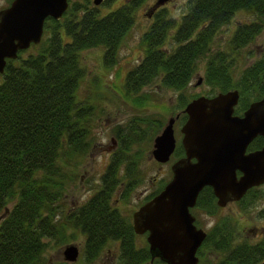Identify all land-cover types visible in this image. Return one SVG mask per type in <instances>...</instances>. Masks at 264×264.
I'll return each instance as SVG.
<instances>
[{
    "label": "trees",
    "instance_id": "1",
    "mask_svg": "<svg viewBox=\"0 0 264 264\" xmlns=\"http://www.w3.org/2000/svg\"><path fill=\"white\" fill-rule=\"evenodd\" d=\"M142 1L130 0L100 15L88 0H74L59 19L45 18L43 38L31 44L32 50L22 49L14 59H5L0 73V214L7 202L12 204L0 218V264H44V240L58 236L61 220L80 228L86 256H94L107 240H118L120 257L129 264L148 261L146 245L134 247L130 222L111 205L110 193L121 182L132 185L137 180L134 163L141 153L136 149L131 152L130 147L148 143L162 126L159 119L150 138L143 128L135 130L131 123L125 129L116 127V151L108 159L98 189L82 205L69 208L57 219L55 199L64 179L70 176L73 160L92 146L89 128L93 108L75 95L83 75L80 51L101 46L103 64L112 66L121 40L134 21L132 11ZM181 10L179 16H171L164 5L154 10L141 35L142 54L124 75V93L133 96L155 80L165 88L181 91L202 61L208 96L237 90V103L241 104L235 106V112L240 113L264 95V51L252 63L240 70L235 68L239 50L264 27V0H186ZM239 10L253 19L235 25L225 48L212 50L217 30ZM179 94L184 98L180 100L182 107L198 96ZM255 140L261 144L260 136ZM179 154L182 148L178 145L174 155ZM122 168L126 171L120 181L116 175ZM255 190L251 189L242 201L250 193L255 195ZM200 197H204L201 202L215 207L209 187L200 190L197 201ZM222 223L218 233L208 232L204 239L212 238L211 247L222 256L216 264H256L264 260V230L255 242L240 241L229 247L231 227L225 228Z\"/></svg>",
    "mask_w": 264,
    "mask_h": 264
},
{
    "label": "rangeland",
    "instance_id": "2",
    "mask_svg": "<svg viewBox=\"0 0 264 264\" xmlns=\"http://www.w3.org/2000/svg\"><path fill=\"white\" fill-rule=\"evenodd\" d=\"M72 1L74 0H67L66 8ZM88 1V5L97 8L98 13L102 15L128 3L130 0H100L96 5L92 4V0ZM154 1L143 0L133 9L134 21L121 40L116 52V61L112 66L107 67L103 64V47L101 46L89 47L80 51L79 59L83 68V75L78 82L75 95L80 101H88L93 108L91 127L89 128L92 146L78 159L73 160V165L70 167V176L64 179L63 189L55 193L57 219L65 216L69 208L83 203L93 191L98 189L100 176L109 157L112 156V152L114 153L117 148L116 127L125 129L131 123L135 130L140 131V128H143L144 131L150 134V138L157 119L162 122L163 126L169 117H173L182 108L180 100L184 98L180 96V92L187 98H190L191 95L208 96L210 93L209 87L202 80V61L199 62L198 70L191 78L190 83L181 91L165 88L155 80L133 96H127L124 93L122 88L123 78L126 71L139 60L142 54L141 35L151 22L152 12L148 9ZM185 1L166 0L158 6L164 5L171 16H179ZM8 3L9 0H0V9L5 8ZM153 6V8H157V6ZM147 11L149 16L146 15ZM252 19L253 16L245 11H235L230 19L215 33L211 49L225 48L235 25L246 23ZM41 36L39 42L43 38ZM168 38L165 41V46L168 45ZM31 44L26 47V50L31 49ZM263 51L264 27L252 41L239 50L235 68L240 70L252 63ZM237 75L235 74L234 77L236 78ZM198 80L200 81L196 83ZM240 104L241 102L238 101L236 108ZM179 125V119H174L172 127L176 143L180 139ZM156 134L157 132L151 136L148 143L141 142L130 147L131 152L136 149V153L139 154L140 151L141 155L139 154L137 163H134L136 164V169H134L137 173V180L134 181L133 187L129 190L127 196L122 199L117 197L119 196L121 184H118V188L114 189L115 195L112 197V203L118 207L120 214L125 217L130 216L131 211L141 204L145 197V194L141 196V193L143 190L153 187L151 183L154 178L162 181L169 177L167 168L169 169V165L177 157V155H172V158L169 157V160L165 163H157L153 160L150 151L152 138ZM129 165L132 166V164ZM125 171L122 168V173H117L116 177H120V181L123 180ZM254 193L255 195L250 196V193L244 201L239 203L234 200L226 202L221 206L222 208L217 209L214 216L199 211L198 224L206 230L210 226L212 218L216 217L222 220L224 227L230 226L234 232L233 235L231 231L229 232L231 236L228 242L229 247L235 246L240 241L255 242L261 237L264 230V184L260 185ZM11 204L12 202H7L4 213L0 214V218L5 215L7 207ZM60 225L57 233L59 237L44 240V242H47L44 264H118L120 253L117 241L104 243L101 246V251H99L100 257L93 260L91 256H86L84 252L86 242L80 228L67 220H61ZM134 242L137 246H143L144 234L135 236ZM203 242L198 254L197 264H216L222 256L219 250L211 247L212 238H208L206 242ZM67 245L75 246L77 250V256L72 261L65 258L62 252Z\"/></svg>",
    "mask_w": 264,
    "mask_h": 264
},
{
    "label": "water",
    "instance_id": "3",
    "mask_svg": "<svg viewBox=\"0 0 264 264\" xmlns=\"http://www.w3.org/2000/svg\"><path fill=\"white\" fill-rule=\"evenodd\" d=\"M99 1L92 0L95 5ZM164 1L156 0L155 6ZM66 7L67 0H11L0 9V73L5 59H14L18 50L39 42L44 19H59ZM237 99V90H227L211 97L197 96L185 104L186 119L180 127L183 156L171 163V176L162 189L131 216L135 233L148 232L151 259L197 264L195 252L205 233L194 227L189 208L203 187L209 186L216 204L223 206L264 183V95L250 102L241 115H233ZM172 123L168 119L153 137L150 154L157 162L167 161L173 151ZM256 136L263 144L245 153ZM62 252L70 261L77 256L72 245Z\"/></svg>",
    "mask_w": 264,
    "mask_h": 264
},
{
    "label": "flooded vegetation",
    "instance_id": "4",
    "mask_svg": "<svg viewBox=\"0 0 264 264\" xmlns=\"http://www.w3.org/2000/svg\"><path fill=\"white\" fill-rule=\"evenodd\" d=\"M156 1V0H155ZM155 1H154V3L152 4V6L148 9V10H150V12H152V14H153V12H154V9L155 8H153L154 6L153 5H155ZM10 2H11V0H9V3H8V5L10 4ZM92 2V1H91ZM93 4V3H92ZM7 5V6H8ZM7 6H5V7H7ZM157 7H159V6H157ZM146 15L147 16H149L148 15V11H147V13H146ZM152 16V15H151ZM150 16V17H151ZM198 96H205V97H211V96H206V95H198ZM197 97V96H196ZM195 98V97H194ZM193 99V98H192ZM191 100V99H190ZM189 100V101H190ZM238 100V99H237ZM189 101H187V102H189ZM186 102V103H187ZM185 103V104H186ZM237 103V102H236ZM185 106V105H184ZM184 106L182 107V108H180L179 109V112H177V113H175V115L173 116V117H169L168 119H170V118H172L173 119V121H174V119L175 120H178L179 119V121H180V125H179V128H178V131H179V133H180V127L182 126V124L184 123V121H185V119H186V114L182 111L183 110V108H184ZM235 106H236V104L233 106V111H232V114L233 115H241L242 114V112L244 111V110H242L240 113H237V112H235V110H234V108H235ZM182 116H184L183 117V120H181L182 119ZM168 119H167V121H168ZM172 125H173V123H172ZM163 127V126H162ZM161 127V128H162ZM161 128H160V130H161ZM172 129H173V127H172ZM160 132V131H159ZM159 132H157V134L159 133ZM156 134V135H157ZM173 136H174V133H173ZM256 138V137H255ZM255 138H253L247 145H246V147H245V150H244V152L245 153H247V152H250V151H253V150H256V149H258V148H260L261 147V145L263 144V139L261 138V144H256V140H255ZM152 140H153V138H152ZM180 140H181V133H180V139L177 141L178 143H176V141H175V138H174V148H173V151L171 152V154L169 155V157L170 158H172V155H174V152H175V147L176 146H180L181 148H182V145H181V142H180ZM177 144V145H176ZM151 147H152V144H151ZM183 156V148H182V154H179V155H177V157H176V159H178V158H180V157H182ZM175 159V160H176ZM154 160V159H153ZM168 160H169V158H168ZM167 160V161H168ZM175 160H173V161H175ZM155 161V160H154ZM167 161H165V162H167ZM172 161V162H173ZM155 162H157V161H155ZM165 162H162V163H165ZM171 162V163H172ZM157 163H160V162H157ZM171 165V164H170ZM170 165H169V169L167 168V170H168V172H169V177L166 179V180H155L156 178H154V181L151 183V185L153 186L152 188H147V189H145V190H143L142 191V193H141V196H143V194H145V197H144V199H143V201L141 202V204L140 205H138L134 210H132L131 211V213H130V216H128V217H125V216H123L122 214H120L121 216H123L124 218H126L127 220H129V222H130V226H131V216H132V213L135 211V210H137L138 208H139V206H141L143 203H145L146 201H148L150 198H152L155 194H157L161 189H162V187L164 186V184L169 180V178H170V176H171V172H170ZM239 174H240V172L239 171H236V175L237 176H239ZM122 186H121V189L119 190V196H117L119 199H122V198H124V197H126L127 196V194H128V192H129V190H131V188L133 187L132 185L134 184H132V185H130L129 183H125V182H122V183H120ZM127 184H129L130 186H127ZM156 184V185H155ZM262 184H264V183H262ZM262 184H260V185H262ZM155 185V186H154ZM260 185H257V186H252V187H250V188H248L245 192H244V194L240 197V199H238V200H235V202L236 203H239V202H241L242 200H243V198H244V196L246 195V194H248L250 191H251V189H253V188H258ZM206 187H209V186H206ZM118 188V186L116 187V189ZM210 188V187H209ZM92 193H94V191L92 192ZM210 193H211V195H212V197H213V200H214V205H215V207L214 206H212V207H209L208 206V204H207V202H201V199H203L204 197H200V199H198L199 201H197V197H196V200H195V203H194V205L192 206V207H190L189 208V213L191 214V216L193 217V225H194V227L195 228H197V229H201L204 233H205V236H204V239H205V237H206V234L208 233V232H215V233H218V231L219 230H221L222 228H220V225H221V223H222V220H220L219 218H216V217H214V218H212L211 219V222H210V226L205 230V228L204 227H202V226H200L199 224H198V216H199V211H204L205 213H206V215H211V216H214V214L216 213V211H217V209H219V208H222L221 206H218L217 204H216V198L214 197V195H213V193H212V190H211V188H210ZM110 202H111V205L112 206H115L113 203H112V197L115 195V190L114 191H112L111 193H110ZM90 196V195H89ZM89 196L87 197V199L89 198ZM86 199V200H87ZM85 200V201H86ZM84 201V202H85ZM83 202V203H84ZM83 203H81V204H79V205H77V206H80V205H82ZM73 207H75V206H73ZM116 207V206H115ZM72 208V207H71ZM117 208V210H118V212H119V209H118V207H116ZM120 213V212H119ZM218 220V221H217ZM216 225V226H215ZM215 227V228H214ZM131 230H132V232H133V234H134V237L135 236H138V235H142V234H144V242H143V246L144 245H146V250H147V253H148V256H149V259H148V261L146 262V263H142V264H156V263H158V264H160V262H162V263H164L163 261H161V260H159L158 258H153V259H151V257H150V254H149V251H148V244H147V241H146V236H147V234H148V232L147 231H144L143 233H140V234H138V233H135L134 232V230L132 229V226H131ZM230 230H231V233H232V235L234 234V232H233V229L231 228H229V232H230ZM208 231V232H207ZM229 232H228V234H229ZM204 239L201 241V243H200V245L197 247V249H196V252H195V255H196V257H197V262H198V254H199V251L201 250V248H202V243H203V241H204ZM108 241H117L118 242V240H107L106 242H108ZM105 242V243H106ZM238 243V242H237ZM118 245H119V242H118ZM134 247L135 248H139V247H141V246H137V244L134 242ZM204 247V246H203ZM99 251H101V248L98 250V252L94 255V256H92L91 257V259L93 258V260H95V259H97L98 257H100V253H99ZM120 253V252H119ZM128 258V257H127ZM118 264H129V262L127 261V259H123L122 257H120V255H119V258H118ZM130 264H132V263H130ZM140 264V263H139ZM164 264H166V263H164Z\"/></svg>",
    "mask_w": 264,
    "mask_h": 264
}]
</instances>
